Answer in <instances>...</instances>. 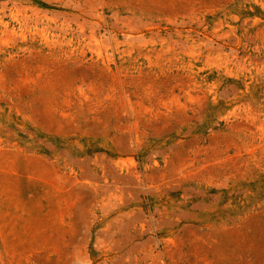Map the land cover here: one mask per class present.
Instances as JSON below:
<instances>
[{
  "label": "rangeland",
  "instance_id": "obj_1",
  "mask_svg": "<svg viewBox=\"0 0 264 264\" xmlns=\"http://www.w3.org/2000/svg\"><path fill=\"white\" fill-rule=\"evenodd\" d=\"M0 264H264V0H0Z\"/></svg>",
  "mask_w": 264,
  "mask_h": 264
}]
</instances>
